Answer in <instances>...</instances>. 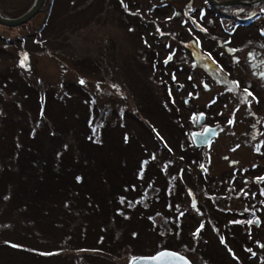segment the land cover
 I'll use <instances>...</instances> for the list:
<instances>
[{"label":"rangeland","instance_id":"374dc122","mask_svg":"<svg viewBox=\"0 0 264 264\" xmlns=\"http://www.w3.org/2000/svg\"><path fill=\"white\" fill-rule=\"evenodd\" d=\"M154 1L43 0L25 22L0 23V264H130L163 247L194 264H258L201 202L189 132L202 94L212 101L218 88L195 90L161 64L189 47L167 29L156 42ZM32 2L0 0V11L17 16ZM125 145L126 191L105 200L94 190L100 175L124 181L113 166Z\"/></svg>","mask_w":264,"mask_h":264},{"label":"flooded vegetation","instance_id":"af4514ba","mask_svg":"<svg viewBox=\"0 0 264 264\" xmlns=\"http://www.w3.org/2000/svg\"><path fill=\"white\" fill-rule=\"evenodd\" d=\"M223 1L155 0L151 18L159 38L160 29H167L177 35L176 45L189 47L182 46L179 59L173 49L161 64L182 71L195 90L197 85L207 91L212 85L218 88L212 101L202 94L204 105L189 132L216 126L205 143L190 142L199 167L195 183L201 202L217 213L213 224L237 229V240L248 259L258 257V264H264V0L216 4ZM180 30L184 40L178 36ZM210 50H218L214 58ZM214 101L219 105L212 114L209 103ZM199 115L202 121L197 125ZM225 119L229 125L222 124ZM171 151L168 147L167 152Z\"/></svg>","mask_w":264,"mask_h":264},{"label":"water","instance_id":"95a60500","mask_svg":"<svg viewBox=\"0 0 264 264\" xmlns=\"http://www.w3.org/2000/svg\"><path fill=\"white\" fill-rule=\"evenodd\" d=\"M237 0H225L223 2H216V4L233 3ZM43 0H33L31 6L17 16H7L0 11V23L6 25H18L30 19L40 8ZM137 114V113H136ZM201 122V115L197 117V124ZM213 126H205L201 131L193 130L190 135L191 139L196 145L205 143L213 134ZM160 253H165L161 256ZM130 264H193L191 260L183 253L170 248H161L151 254H142L135 256Z\"/></svg>","mask_w":264,"mask_h":264},{"label":"trees","instance_id":"16d2710c","mask_svg":"<svg viewBox=\"0 0 264 264\" xmlns=\"http://www.w3.org/2000/svg\"><path fill=\"white\" fill-rule=\"evenodd\" d=\"M85 120L87 119V118H84ZM84 119H83V121H84ZM84 128H87V125L85 124V127ZM81 133H85V131L83 130L82 132H80V133H77V135L79 134V136H80V138L81 137H84V136H82L81 135ZM78 136V137H79ZM127 145V144H126ZM126 145L124 146V148H121V146L118 148V151H116V153H117V155H119L120 157H122L121 156V153H123V152H125V150H126ZM119 156H117V157H119ZM122 159V161L121 162H119L117 165H115V167L113 166V168H114V170L116 171V173H117V175H118V177H119V179H124V181L121 183V184H115V183H113L112 181H111V178L110 177H108V175H107V177L105 178L104 177V175H100V177H101V179H100V181H102V182H100V185L94 190L95 192H99V193H102V194H104V199L105 200H107V199H109L110 197H113V196H116L118 193H121L120 195H118L119 197L121 196V195H124L123 194V192H125V191H119V187H125V184L124 183H127V180H125V177H124V174H122V169H123V167H124V165L125 164H127V160H125V159H123V157L121 158ZM138 163L139 162H136V166L134 167V164H132V169H131V172H136V167H137V165H138ZM128 166V165H127ZM129 167V166H128ZM48 168V167H47ZM129 169H130V167H129ZM48 170H49V168H48ZM133 170V171H132ZM94 172H95V170H94ZM105 175H106V173H105ZM85 184V181H84V177H83V174H81V172H80V175H79V181L78 182H76L75 181V184H76V186H74V185H72V187H73V189H76L77 188V185H81V184ZM108 185H110V188H109V190L107 191V186ZM127 187V189L129 190V188H130V186L129 185H127L126 186ZM131 187H137V185H135V184H131ZM158 188H159V194H158V198L159 199H162L163 198V195H165V191H166V188L165 189H163V187L161 186V185H158ZM73 190H71V192H72ZM76 192H78V190L76 189ZM89 196H87V197H91V194L89 193L88 194ZM93 195H95V194H93ZM134 196V195H133ZM138 195H135L132 199L133 200H135V198L137 197ZM128 197H129V194H128ZM138 198V197H137ZM157 198V199H158ZM136 201H138V202H136ZM136 201H134V202H131L132 204H133V209H135L136 207H137V205H138V203H140L139 202V198L136 200ZM97 204H99V203H97ZM100 206V205H99ZM136 206V207H135ZM135 207V208H134ZM139 210H142L141 209V207H140V209ZM107 212H108V210H107ZM110 212L112 213V215H114V213L116 212L115 210H114V208L113 209H111L110 210ZM150 214V213H149ZM107 215H108V213H107ZM111 215V214H110ZM116 215V214H115ZM151 215H152V213L150 214V217H151ZM117 216V215H116ZM132 216L130 215V217H128V220L131 218Z\"/></svg>","mask_w":264,"mask_h":264},{"label":"snow or ice","instance_id":"6c2138e0","mask_svg":"<svg viewBox=\"0 0 264 264\" xmlns=\"http://www.w3.org/2000/svg\"><path fill=\"white\" fill-rule=\"evenodd\" d=\"M26 59H27V56L25 55L24 60H26ZM21 63H24V61H21ZM81 83H84V81H81ZM245 91H247V90H245ZM262 179H264V178H262ZM159 255L163 256V255H165V253H160Z\"/></svg>","mask_w":264,"mask_h":264}]
</instances>
